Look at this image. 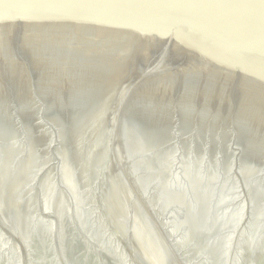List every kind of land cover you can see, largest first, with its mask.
I'll list each match as a JSON object with an SVG mask.
<instances>
[{"label": "water", "instance_id": "95a60500", "mask_svg": "<svg viewBox=\"0 0 264 264\" xmlns=\"http://www.w3.org/2000/svg\"><path fill=\"white\" fill-rule=\"evenodd\" d=\"M0 264H264V0H0Z\"/></svg>", "mask_w": 264, "mask_h": 264}]
</instances>
